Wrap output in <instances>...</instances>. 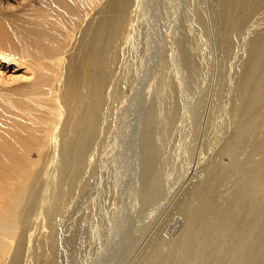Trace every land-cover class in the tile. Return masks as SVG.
Segmentation results:
<instances>
[{
  "label": "rangeland",
  "instance_id": "obj_1",
  "mask_svg": "<svg viewBox=\"0 0 264 264\" xmlns=\"http://www.w3.org/2000/svg\"><path fill=\"white\" fill-rule=\"evenodd\" d=\"M169 1L160 3L156 25L158 22L157 27L160 26L162 31L167 27L173 29L176 33L173 41L174 38L179 41V33L183 35L188 62L182 63L179 49L173 42L172 53L168 48V51L163 50L162 65L156 64L154 77L142 89L144 98L139 106L142 111L151 110L147 137L154 149L153 168L145 178L143 192L136 199L142 178L137 177L139 172L135 174L138 181L132 178L133 167L139 170L140 166L134 160L133 144L126 137L132 114L126 113L123 119L118 115V110L128 107L127 91L136 84V70L143 69L153 51L152 46H147L145 53L136 37L122 45L124 49L116 47L119 51L110 46L105 52L107 57L100 62L106 74H102V88L97 90V96L106 106L100 107V104L98 107L100 116L95 139L89 151L81 156L74 182L77 187L73 186L71 196L59 207V218L53 230L45 223L44 227L38 222L34 225L30 264H188L191 260L192 264H264V98L258 102L255 111L247 113L244 106L249 96L240 99L232 92L237 78L246 77L250 86L244 85L251 91L258 88L264 78V0H252L251 5L235 0L238 14L233 11L225 18L235 23L242 20L239 34L232 28L218 31L209 26L211 0H200L199 8L188 0L185 9L180 0ZM73 3L74 0H45L44 3L0 0V28H5L0 32L3 30L6 37L9 35V41L16 42V45L10 42L6 49L0 44V107H4L5 113L15 112L11 99H19L25 107L22 114L19 112L24 121H33L34 130L36 116L43 122L41 130L46 135L43 146L35 149L34 140L26 153V162L32 164V168L41 161L37 166L40 179L51 158L50 148H47L51 145L58 112L62 111L59 93L54 88L60 74L65 77V66L62 68L55 58L62 57L70 41L75 42V49L79 47L83 31L93 16V12L89 14L81 9L78 16L69 12L73 17H68L66 11L64 14L69 21H65L62 10L78 8ZM146 5L144 2L145 9ZM162 10L165 11L163 15ZM164 21L167 24L164 25ZM185 21L190 23L193 39L183 28ZM246 32L250 35L245 38ZM198 43L200 49L196 47ZM220 44L223 45L219 47ZM11 46L15 47L11 49ZM14 48L18 50L14 51ZM129 53L132 56H128ZM144 56L146 60H143ZM207 69L210 70L208 79L204 77ZM46 76L53 83L48 87L52 89L48 92L50 95L46 93L35 102V95L11 94L15 88L35 86L39 77ZM199 83L204 88H200ZM250 95L256 98V95ZM64 137L62 134L59 139ZM134 137L133 143L138 147L140 131H136ZM226 149L232 154L229 155ZM130 159L132 162L128 163ZM210 166L215 169V179L205 182ZM56 174L59 173L53 174L51 189L54 192L48 207L54 205L59 193L58 182L65 176L56 177ZM121 182L132 190V197L122 198L120 189L114 192L115 183ZM39 189L37 184L33 189L34 196L39 194ZM129 197L136 200L131 203L133 205L126 202L129 207L126 212L123 202L129 201ZM35 206L34 203V211ZM53 234L55 236L51 238ZM63 238L68 240L67 243ZM25 245L26 238L23 240L24 252ZM11 254L12 250L7 261ZM24 254L22 264L26 261Z\"/></svg>",
  "mask_w": 264,
  "mask_h": 264
},
{
  "label": "bare ground",
  "instance_id": "obj_2",
  "mask_svg": "<svg viewBox=\"0 0 264 264\" xmlns=\"http://www.w3.org/2000/svg\"><path fill=\"white\" fill-rule=\"evenodd\" d=\"M180 1L182 3V7L185 9V4L188 5V0H180ZM190 1L196 7L199 8L200 0H190ZM211 1H212L213 5L210 6V10L212 13H210L209 17H208L209 26L212 29L216 28L218 31H220L221 29L225 30L226 28H232L236 33H238V31L240 30V28L242 26V20L237 21L235 23L234 21H230V20L227 21V19L225 18V17H228V15L230 13H232L233 11L235 12V10L237 9V5H236L237 2L235 0H227V2H226V0L223 2L221 0H216L215 3L213 0H211ZM239 1H242L245 3L248 2L250 5L252 4V2H251L252 0H239ZM36 2L44 3L45 0H29V3H36ZM71 2H72V0H71ZM144 2L147 3V5H146L147 9H145V7L143 6ZM161 2H162V0H146V1L145 0H74L73 4H75L74 5L75 7H77V5H78V8H76L74 10H69V9L68 10H62V11H64L63 14L67 11L66 14H68L70 12V13H75V15H76V14H78L77 12H80L81 9H83V10H86L87 13H89V14L91 12H93V16H92V18L89 19L86 30L83 31L82 39L79 41V44H80L79 47L77 49H75V47H74L75 42L70 41L71 44L69 43L67 48L64 50V52L62 53V57L57 58V59L55 58V60H57L58 63H60V66L62 68H63V66H65L64 67L65 72L63 73L65 77H63L62 74H60L59 78L55 81L56 84H55V88H54V91L59 93V96H60L59 100H60V105H61L62 111L58 112V115H57L58 122L56 123V125L53 129V133L51 135V139H50L51 145H50V147L47 148L48 150L50 148L51 158L49 159V162L45 164L41 179L37 175L40 172V169H37V166H39L41 161L35 165V168H32V164L30 165L26 162V153H27V150L29 148H31V145H32V143H34V140H35V149H40V147L43 146V143H44L45 138H46V135L43 134V131H42L43 129L41 130V125L43 124V122H41V119L37 118V116H36L35 117V130H34V125L32 124L33 121H29V122L24 121L23 117H21V115H19V112H21V114H22L23 111H21V110H25V107L23 106V103L19 99H17V101L14 99H11L13 101L11 103V106L15 109V112L6 111V113H5L4 107H0V264H22L23 253H25L24 255H26V261L24 262V264H30V260H29L30 251L32 248V244L34 242V225H36L38 222V223L42 224V226L44 227V223H45V224H47V226H49L50 229H52V227L55 225V223H57L58 218H59V207L62 206L63 203L67 200V197L71 196L73 186L74 187L76 186V184L74 182L78 176V164L81 161V156H83L87 151H89V149L91 148L92 141L95 139L96 122H97L98 117L100 116V114L98 112V107L101 104V101L103 100V99L100 100V97L97 96V93H98L97 90L102 88V74H106L105 72H103V71H105L104 70L105 67L102 64H100V62L102 63L101 60H103L105 57H107V56H105V52L108 49H110V46L114 49H116V47L124 49L125 47L122 48V45H127L130 42V40L132 41V39L134 40V38H136V37L139 38L138 39L139 40V42H138L139 47L142 46L143 48H145V50H144L145 53H147V50H146L148 48L147 46H152L151 51L152 50L153 51H152V53L150 52V54L148 55V59L146 58L147 60L145 59V56H144V58L142 57L143 60L144 59L146 60V62H144L145 64L143 66V69L140 68L141 70H139V69L136 70V71H138V72H136L137 74H135V75L132 74L135 76L136 84L135 85L133 84V86H131L130 88L127 86L129 88L127 91V97H126L127 98V105H128L127 109H125L126 108L125 107L121 110H118V113H120V114L116 113L115 116L121 115V118H122L124 115H126V113L132 114V116H131L132 118L130 119V122L128 123L129 124L128 129H127L128 131L126 130L128 133V135L126 137H127V141H130L133 144V147L135 149L134 150V157H135L134 160H135V162H136V160L138 161L140 167H138L139 170H137V168L131 163L134 167L132 169L133 172L130 171V173L132 172V174H133L132 178L134 180L137 179V178H135L137 176L135 174H137L138 172L139 173H138L137 177L139 178V176H140V178H142L139 192L135 193V194H137L136 199L139 198V193L143 192L145 178L148 177L149 172L152 171V168H153V164H154L153 163V161H154V157H153L154 153L153 152H154V149H153V147L150 146L151 143L148 141L149 137H147V131L150 128L149 126H150V121H151L150 120L151 110L149 108H147L146 110L144 109L145 111H142L143 109L141 110V107L139 106V102H141L144 98V94H142V89L149 82V80H151L152 76L154 75L155 70H157L156 64L161 63V65H162L163 60H164V57L162 59L163 50L168 48L170 50V53H172V50L174 48L173 44H172L173 42L177 46V48L179 49L180 60L182 61V63L186 65L188 62V56L186 55L188 52L186 54L184 53L185 40H184L183 35L179 33V35H181V38L179 39V41H176L175 38L173 41L172 38L175 37V34H176L173 31V29H168V27H167V29H165L166 27L164 28L162 26V24H163L162 23L161 26L165 30H167V31H165V30L162 31V30H160V28H161L160 26H158L160 28L157 27V25H160V24H158V22L156 25V18L159 15V10L161 11V9H160V3ZM206 3H208V2L206 1ZM245 3H244V6H245ZM249 4H248V6H249ZM201 5H200V7H201ZM210 5H211V3H210ZM67 6H70L69 3L67 4ZM71 7H73V6H71ZM143 8H144V10H143ZM189 8H190V6H189ZM242 11L245 12L244 9ZM164 12L165 11L160 12V13L162 14ZM239 12H241V10ZM235 13H237V12H235ZM66 14H64L65 19H67V16L71 17L73 15V14L72 15L68 14L66 16ZM237 14L234 16L235 18L237 16ZM165 15L163 17H165ZM168 15L169 14H167V16ZM76 16H78V15H76ZM169 16L172 17V15H169ZM221 17H224L225 19H221ZM165 18H168V17H165ZM68 19L65 21H69ZM170 19H172V18H170ZM170 19L168 21H170ZM86 20L87 19L85 18V21ZM175 21H176V19H175ZM175 21H174V24H175ZM63 22H64V20H63ZM186 22L187 21L184 22L183 28L185 29V32L188 33L187 36L191 37L193 39V34H192L193 30L190 26V23L186 24ZM138 23L141 26L139 28H138V26H139ZM176 23H177V21H176ZM165 24H167V23L165 22L164 25ZM236 28H237V30H236ZM0 29L5 30L4 27L0 28ZM3 30H1V32H0V44L3 46L4 49H6L7 47L10 46L9 44H11L12 41H9V35H8V37H6L7 34H5L6 32H3ZM249 33L251 34L252 30H250ZM249 33H247V32L245 33V38H246V36L250 35ZM71 37L73 38V36H71ZM86 40L88 41V43H87V45H84L87 42ZM47 42H49V41H47ZM55 42H56V40H55ZM134 42H136V40ZM13 43L11 45H13ZM14 45H16V42L14 43ZM131 45H133L134 47L137 46V45L135 46L133 43ZM221 45H223V44H220L219 47H221ZM13 47H15V46H13ZM13 47L11 49H13ZM131 47H129L130 50H132ZM196 47H198L200 49V44L199 43L196 44ZM22 48H24V47H22ZM226 48H228V47H226ZM15 49L16 48H14V51H15ZM168 49H167V51H168ZM16 50H18V48ZM130 50H128V51H130ZM9 51H10V49H9ZM117 51H119V50H117ZM134 51H135V53H137L136 52L137 50H134ZM134 51H133V53H134ZM76 53L78 55H77V58L74 59V56ZM202 53L203 52H201V54ZM208 53H209V55L212 54L210 52H208ZM243 53L244 52L242 50L241 54H243ZM19 54H21V53H19ZM126 54H128V53H126ZM143 54H144V52H143ZM114 55H118V54L115 53ZM111 56L112 55L109 56V59ZM124 56L125 55H123V58H124ZM128 56H132V55L130 54ZM114 58H116V56ZM130 58H132V57H130ZM199 58H201V57H199ZM124 59L126 60L127 58H124ZM196 59H197V57H196ZM57 61H54V62H57ZM199 62L200 61H198V63ZM204 63H205V61H204ZM128 64H129V62H128ZM128 64H126V65H128ZM206 64L207 65L209 64L208 60H207ZM141 65H140V67H142ZM41 66H43V65H41ZM138 67H139V65L137 66V68ZM261 67H260V69H261ZM39 69H40V67H39ZM41 69H43V68H41ZM43 70H41V71H43ZM127 70L128 71L131 70V69L129 70V66H128ZM209 72H210V70L207 69L206 73L204 74V77L207 79L209 77ZM175 73H176V71H175ZM178 75L181 76V74H178ZM38 79L35 81V86L30 85V86H26V87L25 86L18 87V88H15L11 94H13L15 96L17 95V96H25V97L26 96L30 97V96L35 95V102H36L38 97H41L42 95L45 96L46 93L48 95L51 92L52 89L50 90V88H48V87L50 84H53L51 82V79L48 78V76H46V78H40L39 77ZM124 82L127 83V81H124ZM121 83H123V81ZM202 83H199V84H201L200 88L203 87ZM244 83L248 87L250 86L248 79H246V77H243L241 80H239V78H237V80H235V83H234L235 89L232 92L235 93V95L237 97L239 96V98L249 96L248 97L249 101H248L247 105L244 106V108L246 111H248L247 113H249V112L252 113L253 111H255V109L258 105V102L264 98V78L260 80V82L257 86L258 88H255L253 91H251V89H248V87L246 85H244ZM221 86H222V84H221ZM218 87H219V85H218ZM51 88H53V87H51ZM121 88H122V86H121ZM25 91H27V92L25 93ZM118 93H119V91H118ZM120 93H121V91H120ZM250 94L256 95V98H253V96H251ZM240 99H242V98H240ZM105 102L107 104L106 100H105ZM37 104L38 103H36L35 105H37ZM38 105H40V104H38ZM102 105H105V104H101L100 107ZM131 106H132V108H131ZM58 107H60V106H58ZM162 108L163 107H161V109ZM263 109H264V107H263ZM173 112L175 113L174 109H173ZM159 113H160V111H159ZM194 115L195 116L198 115V110L196 113H194ZM19 117H21V118H19ZM116 118H118V117H116ZM127 118H128V115L126 117V122H127ZM118 119H120V117ZM116 121H118V120H116ZM121 121H125V119L121 120ZM130 123H131V125H130ZM125 124L126 123L124 122V126H126ZM112 125H116V124L113 123ZM123 128H125V127H123ZM122 130H124V129H122ZM126 131H124V132H126ZM136 131L137 132L140 131L138 147H136V145H134L135 142L133 143V141H135V140H132L133 137L135 136ZM62 134H65V137H64V139L60 140L61 139L60 137ZM122 136H123V134H122ZM93 148H94V146H93ZM226 151H228L229 155L232 154V151H229L228 149H226ZM130 153H132V152H130ZM118 159H120V157ZM113 160H114V158H113ZM129 161L132 162L131 159L128 160V163H129ZM117 167H119V166H117ZM130 167H131V165H130ZM154 167H155V165H154ZM154 169H153V171H154ZM207 170H208L207 175H206V177H204L205 182L212 180L211 178H213L214 175H216L215 169L213 166H210ZM121 171H122V169H121ZM195 171H197V170H195ZM57 172L59 174H56L57 175L56 177L61 176L63 174L65 176H64V179L63 178L60 179V183L58 182L59 193L57 194V199L54 202V205L48 207L47 203H48L49 199L52 197V194L54 192V190L51 189L53 180L55 178L54 175ZM119 173H118V175L120 177ZM130 179L131 178H129V180ZM213 179H215V177ZM134 180H133V182L138 181V180H135V181ZM123 182H125V181H123ZM123 182H121V184L119 183L120 185L115 183L114 192H115V190L120 189L121 194H122V198H124L126 196H130V195L132 197V192H131L132 190L131 189L128 190V188L126 187V185ZM152 182H154V181H152ZM126 183H128V182H126ZM37 184H39V187H40V189L38 190L39 194L34 196V190L33 189L36 188ZM132 189H134V188H132ZM76 190L77 189H75L74 191H76ZM133 197H134V195H133ZM136 199H133V198L130 199V197H129V201L126 200L123 202V206L125 205L124 209L126 210V212L128 211L127 208H129L127 206L126 202L127 203L129 202L130 205H133L131 203L133 202V200H136ZM208 199H209V197L205 198V200L207 202H208ZM34 203L36 204L35 211H34ZM135 203H136V201H135ZM124 209H122V210H124ZM54 236H55V234L51 235V238ZM112 236H113V234H112ZM25 238H26V245H25V252H24L23 240ZM61 238H59V241L61 240ZM178 239H181V238H178ZM175 240L177 241V239H175ZM64 241H65V243H67L68 240L64 239ZM178 243H180V241ZM175 245H176V243H175ZM11 250H12V254L10 256L9 261H7L9 252ZM193 250H195V249H193ZM192 257H191V259H193ZM55 259H57V258H55ZM191 261H189L190 263L188 262V264H192Z\"/></svg>",
  "mask_w": 264,
  "mask_h": 264
}]
</instances>
